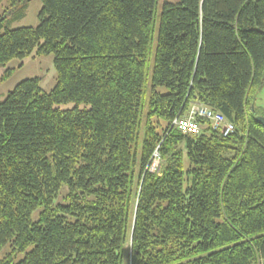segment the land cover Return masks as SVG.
<instances>
[{"label":"trees","instance_id":"1","mask_svg":"<svg viewBox=\"0 0 264 264\" xmlns=\"http://www.w3.org/2000/svg\"><path fill=\"white\" fill-rule=\"evenodd\" d=\"M41 1L37 27L0 22L1 65L52 54L57 72L0 103V251L24 253L0 264H264V0L164 3L146 112L157 0ZM195 103L233 134L172 127Z\"/></svg>","mask_w":264,"mask_h":264},{"label":"rangeland","instance_id":"2","mask_svg":"<svg viewBox=\"0 0 264 264\" xmlns=\"http://www.w3.org/2000/svg\"><path fill=\"white\" fill-rule=\"evenodd\" d=\"M176 3L177 0H157V4L155 7V15H154V33H153V40L151 44V50L147 60V69H146V77H145V88H144V98H143V105L145 112L148 107V101L151 93V78H152V71H153V64L155 58V51H156V42H157V32L160 22V15L162 11V7L164 3ZM42 8V1L41 0H30L27 3V11L25 17L21 20L15 21L10 24H6V21L3 19L5 17H9L7 14V10L9 9V2L8 0H1L0 4V22L5 24V27L8 29H20L25 27H32L35 28L39 24L38 15ZM7 71H11V74L8 78L0 84V103H2L8 94L14 90V88L22 81L28 79L38 78L40 79V87L43 92L49 93L56 84L57 79V72L54 65V55H42L36 56L31 55L30 57L24 59L23 61L20 60H12L5 66L0 64V77H2ZM157 92L160 94L167 93V89L165 87H158ZM256 106L259 109H264V89H261L256 98ZM62 110H70L75 107L74 103H67L61 104L58 106ZM86 105H80V109L86 108ZM204 126H201V129ZM143 139V133L140 135V143ZM159 161V165H160ZM136 172H138L140 167L139 158L136 164ZM185 165L187 166V160L185 159ZM160 168V166H159ZM160 171V170H159ZM37 215L34 214L33 218ZM12 254V248L10 244H7L1 251H0V258H4L5 256ZM13 260L15 263L22 260L24 257V253H17L13 255Z\"/></svg>","mask_w":264,"mask_h":264},{"label":"built area","instance_id":"3","mask_svg":"<svg viewBox=\"0 0 264 264\" xmlns=\"http://www.w3.org/2000/svg\"><path fill=\"white\" fill-rule=\"evenodd\" d=\"M199 119L209 122L213 129L218 130L223 137H228L235 131L234 124L221 113L197 103L193 104L184 116H177L171 125L182 134L196 135L201 131ZM159 161L160 156L155 151L148 170L152 173H159Z\"/></svg>","mask_w":264,"mask_h":264},{"label":"water","instance_id":"4","mask_svg":"<svg viewBox=\"0 0 264 264\" xmlns=\"http://www.w3.org/2000/svg\"><path fill=\"white\" fill-rule=\"evenodd\" d=\"M255 120L264 126V116H258L255 118Z\"/></svg>","mask_w":264,"mask_h":264}]
</instances>
